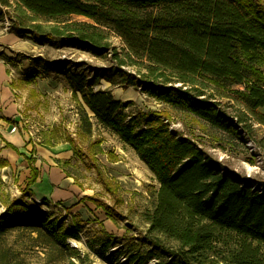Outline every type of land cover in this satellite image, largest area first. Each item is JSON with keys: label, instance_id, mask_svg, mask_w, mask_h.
<instances>
[{"label": "trees", "instance_id": "obj_1", "mask_svg": "<svg viewBox=\"0 0 264 264\" xmlns=\"http://www.w3.org/2000/svg\"><path fill=\"white\" fill-rule=\"evenodd\" d=\"M4 16L13 32L38 45L59 39L62 46L100 50L114 64L104 75L112 86H139L243 144L264 127V0H0V20ZM74 16L88 22H74ZM112 35L122 40L123 53L112 47ZM69 73L81 97L82 130L91 135L94 118L133 149L159 183L143 214L148 228L137 250L125 253L120 240L101 232L107 264L122 258L127 264H264V193L223 173L221 162L172 131L167 113L129 112L131 104L95 88L99 75L81 67ZM223 100L234 101V115L222 112ZM0 138L28 161L30 189L40 176L37 158ZM56 163L73 178L70 161ZM8 166L0 158V170ZM85 200L112 217L111 207ZM18 228L36 233L70 264L89 261L68 244L79 238V223L60 225L48 211L15 202L0 216V236Z\"/></svg>", "mask_w": 264, "mask_h": 264}, {"label": "rangeland", "instance_id": "obj_2", "mask_svg": "<svg viewBox=\"0 0 264 264\" xmlns=\"http://www.w3.org/2000/svg\"><path fill=\"white\" fill-rule=\"evenodd\" d=\"M8 18L4 16L0 20V64L6 67L11 80L12 99L17 111L11 119L0 113V125H4L0 131L3 135H10L12 127L17 126L16 134L27 140V146L20 147V151L28 156L33 154V147L37 148L38 156L39 151L45 156L48 151H56L57 158L52 157L50 161L52 166L56 164L55 159L70 161L68 170L74 184L87 196L85 198H95L111 207L113 215L110 218L99 204L91 200L84 201L83 214L73 212L60 202L45 206L60 225L81 224L83 230L79 238L70 239L68 244L82 256L89 257L87 264H107L99 246L103 230L121 241L125 253L140 247L139 239L148 228L143 214L151 208V196L158 190L159 183L136 152L94 118L91 119L94 125L92 134L87 135L82 130L81 97L74 94L69 82L72 69L81 67L91 75H99L95 88L109 90L116 99L131 104L129 112L167 113V122L173 130L192 139L205 153L221 162L223 173L238 177L260 193L264 190V127L251 139L256 147V152L251 153L245 141L243 144L225 132L212 129L183 109L161 103L139 86L123 83L112 86L104 75L105 69H111L114 64L110 56L100 50L62 46L59 39L44 46L38 45L32 38L13 32ZM72 21L88 22L79 16L72 17ZM110 41L112 47L123 53L125 45L119 37L112 35ZM126 70L135 73L136 68ZM223 105V113L235 114L234 101L223 100ZM88 113L93 117L91 112ZM47 144L56 149L50 150ZM0 158L9 163L0 170V216L6 214L9 207L13 208L15 202L35 207L36 197L33 190L27 188L31 176L29 165L12 149L5 148L1 138ZM49 166V163L42 164L41 169L47 170ZM105 182L115 192L107 191ZM39 192L42 193V189ZM37 199L50 203L41 196ZM146 249L148 246L141 248ZM0 264H70V260L67 255L61 256L49 249L36 233L18 228L7 230L0 236Z\"/></svg>", "mask_w": 264, "mask_h": 264}, {"label": "crops", "instance_id": "obj_3", "mask_svg": "<svg viewBox=\"0 0 264 264\" xmlns=\"http://www.w3.org/2000/svg\"><path fill=\"white\" fill-rule=\"evenodd\" d=\"M10 84H11V80L7 74V69L5 66L0 64V109H2L0 110V113L4 118L7 119H11L17 111V106L16 104L13 103L14 101L12 99V97L14 96L12 91L14 90L12 89ZM5 125H7V123ZM0 126H3L0 128H4V125H0ZM0 133L5 140L13 144L19 150L20 147L27 146L26 143L27 140L19 133L17 134L12 133L10 135H3L1 131ZM48 146L50 147V150L56 149L55 146H50V145ZM27 149L29 150V147H27ZM34 150L35 153H33L31 156L37 158L36 168H38L40 171V176L38 178V181L30 188V190H33L32 192L36 197L35 199L41 196L42 199L50 200V205L52 206L53 204H57V202H60L64 207L68 209H73L72 210L73 212H79L80 214H83V208L85 202L82 200L87 196L84 195L81 189L74 184V179L67 177L66 174L63 172V170L58 166L56 161L57 160L62 161V159H55L54 161L56 164L55 166H52L50 161H52V157L57 158L56 151H50V152L48 151L47 153L48 156L43 155L45 153H41V151H39L40 154L38 156L37 148L33 147L32 151ZM26 156L28 158L31 157L28 155ZM24 160L28 163V161L25 158ZM47 163L50 164L47 170L41 169L42 164L46 166ZM39 189L40 190L42 189V193L39 192Z\"/></svg>", "mask_w": 264, "mask_h": 264}, {"label": "built area", "instance_id": "obj_4", "mask_svg": "<svg viewBox=\"0 0 264 264\" xmlns=\"http://www.w3.org/2000/svg\"><path fill=\"white\" fill-rule=\"evenodd\" d=\"M171 130H173V128L171 127ZM18 131V127L14 126L11 129V133H16ZM245 142L247 143L248 148L250 149L251 153H255L256 152V147L253 145V143L250 140H245ZM253 190H255V188L253 187ZM264 190H261V193H263ZM35 203H36V207L42 211L45 212L47 210H45V206L50 205L46 204L43 200H39V199H35ZM119 264H127V259L126 258H122Z\"/></svg>", "mask_w": 264, "mask_h": 264}]
</instances>
